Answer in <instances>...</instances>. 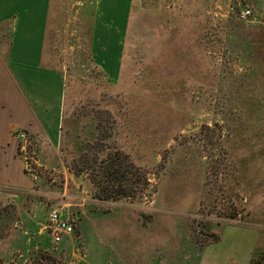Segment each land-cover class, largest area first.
Listing matches in <instances>:
<instances>
[{
	"label": "rangeland",
	"instance_id": "rangeland-1",
	"mask_svg": "<svg viewBox=\"0 0 264 264\" xmlns=\"http://www.w3.org/2000/svg\"><path fill=\"white\" fill-rule=\"evenodd\" d=\"M61 1L52 61L66 81L64 164L77 135L127 130L149 186L96 216L79 211L58 246L45 229L58 207L21 211L20 226L0 209V264H247L264 249V0H140L116 96L90 60V7ZM239 2L254 18L226 14ZM49 182L38 188L60 178Z\"/></svg>",
	"mask_w": 264,
	"mask_h": 264
},
{
	"label": "crops",
	"instance_id": "crops-1",
	"mask_svg": "<svg viewBox=\"0 0 264 264\" xmlns=\"http://www.w3.org/2000/svg\"><path fill=\"white\" fill-rule=\"evenodd\" d=\"M139 1L79 0L91 9L90 60L115 96L122 91L128 37ZM61 3V0H0V209L12 207L14 218L15 211L19 215L15 221L20 226L21 211L34 213L41 207H58L64 218L75 225L76 234L79 211L81 216L86 212L99 214L111 202L95 197L88 173L76 175L69 163L64 164L68 159V144L64 141L66 81L52 61ZM19 131L32 135L39 144L42 175L37 179L49 178L53 185L58 177L60 185L38 188L40 180L26 174L18 154ZM131 134L122 130L118 135L113 130L109 141L117 143L120 139L117 136H122V144L114 149L132 159L128 149L132 144H126ZM90 138L81 139L77 135L75 146L79 148L82 141Z\"/></svg>",
	"mask_w": 264,
	"mask_h": 264
},
{
	"label": "trees",
	"instance_id": "trees-1",
	"mask_svg": "<svg viewBox=\"0 0 264 264\" xmlns=\"http://www.w3.org/2000/svg\"><path fill=\"white\" fill-rule=\"evenodd\" d=\"M99 128L100 126H97L96 130L100 131ZM112 136L113 133L109 132L97 137L92 135L89 140L82 141L78 150H75L76 153L74 151L75 159L71 165L74 174H89L95 189V197L103 201L133 198L136 193H143L146 190L144 185L149 186L142 169L134 164L130 156L107 146L106 142ZM84 147L88 149L83 150ZM142 179L144 184L140 189L138 183ZM212 236L215 239L208 245L220 241L218 235ZM249 264H264V249L255 250Z\"/></svg>",
	"mask_w": 264,
	"mask_h": 264
},
{
	"label": "built area",
	"instance_id": "built-area-1",
	"mask_svg": "<svg viewBox=\"0 0 264 264\" xmlns=\"http://www.w3.org/2000/svg\"><path fill=\"white\" fill-rule=\"evenodd\" d=\"M226 14L236 15L241 21H248L251 18H254L253 9L242 2L230 5ZM16 134L19 139L18 154L24 164L25 172L35 180L38 176L37 167L40 166L39 144L37 140L27 132L19 131ZM45 229L51 235L55 246L60 245L64 239L73 237L75 234V225L69 219L64 218L62 213L58 210L50 211Z\"/></svg>",
	"mask_w": 264,
	"mask_h": 264
}]
</instances>
